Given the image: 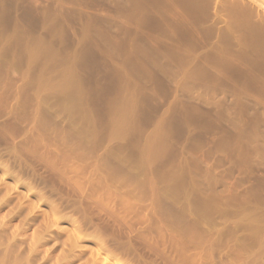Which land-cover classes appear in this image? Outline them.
Here are the masks:
<instances>
[{"label": "rangeland", "instance_id": "rangeland-1", "mask_svg": "<svg viewBox=\"0 0 264 264\" xmlns=\"http://www.w3.org/2000/svg\"><path fill=\"white\" fill-rule=\"evenodd\" d=\"M119 1L0 0V264H103L100 256L108 264H264V165L251 141L256 116L248 112L255 110H243L255 100L253 109L264 105V46L219 35V0ZM214 76L230 85L221 80L220 96H232H224V119L205 94ZM68 90L78 92L87 114L77 108L69 122L84 127L91 120L94 130L84 146L64 137L71 124L65 116L55 115L60 125L40 120L50 102L52 113L60 108L57 98ZM246 90L252 94L245 101ZM242 134H251L250 142ZM108 150L131 160L124 173L115 172ZM169 186L176 207L187 211L180 220L161 205Z\"/></svg>", "mask_w": 264, "mask_h": 264}, {"label": "bare ground", "instance_id": "bare-ground-1", "mask_svg": "<svg viewBox=\"0 0 264 264\" xmlns=\"http://www.w3.org/2000/svg\"><path fill=\"white\" fill-rule=\"evenodd\" d=\"M120 1H122V0H120ZM120 1H119V2H120ZM123 1L125 2V4H128V2H129V4H130V1H129V0H123ZM148 1H149V0H148ZM156 1H157V0H156ZM161 1H162V0H161ZM165 1H166V0H165ZM168 1H169V0H168ZM176 1H177V0H176ZM176 1H175V2H176ZM183 1H184V0H183ZM183 1H182V2H183ZM187 1H188V0H186V2H187ZM190 1H191V0H190ZM192 1H193V0H192ZM212 1H213V0H211V1L209 0L208 4L211 3ZM237 1H238V0H237ZM110 2H111V1H110ZM163 2H164V1H163ZM169 2L171 3V1H169ZM172 2H173V1H172ZM175 2H174V3H175ZM182 2H181V3H182ZM195 2H196V1H195ZM214 2H215V1H214ZM260 2H261L260 0H241V1H238V2H236V0H233V1H232V0H219V1H218V4H217L218 6L216 7V8H218L217 10H219V12H218L219 14H218L217 16H218V19H219V22H220V23H218V24H220V26H221V24H223V27L225 28V30L222 29L223 27L220 28V30L222 29V32L219 30V32H221V34H219V35L221 36V35H223L225 32H227V33L230 32V33L233 35V37L237 38V39H236V42L239 41V39H240L239 42H242V43H243L244 41L247 40V41H249V42H251V43H253L254 45H257V46H259V47L264 46V19H263V18H264V17H263V16H264V4H261ZM113 3H114V2H113ZM117 3H118V2H117ZM149 3H150V2H149ZM174 3H172V4H174ZM176 3H177V2H176ZM187 3L190 4V3H192V2H189V1H188ZM206 3H207V2H206ZM108 4H109V1H108ZM115 4H116V3H115ZM125 4L123 5L122 3H120V4H116L117 6H116V5H115V6H116V8H118V7H119V8H122V7H123V9H124ZM165 4H166V3H165ZM177 4H178V3H177ZM189 4H185V3H184V5H183L182 7L184 8L185 5H186V6H190ZM195 4H196V3H195ZM163 5H164V4H163ZM169 5H170V4H169ZM175 5H176V4H175ZM175 5H174V6H175ZM209 5H210V4H209ZM126 6H127V5H126ZM140 6H141V5H140ZM145 6H146V5H145ZM157 6H158V5H157ZM179 6H181V4H179ZM193 6H194V4H193ZM196 6H197V5H196ZM211 6H212V4H211ZM143 7H144V6H143ZM153 7H154V6H153ZM165 7H166V6H165ZM169 7H170V6H169ZM171 7H172V6H171ZM175 7H176V6H175ZM191 7H192V6H191ZM197 7H198V6H197ZM206 7H207V6H206ZM209 7H210V6H209ZM151 8H152V7H151ZM183 8H181V9L184 10ZM185 8H186V7H185ZM253 8H255L256 10L254 11ZM123 9H122V10H123ZM177 9H178V8H177ZM197 9H198V8H197ZM197 9H196V10H197ZM199 9H200V8H199ZM213 9H214V8H213ZM150 10H151V9H150ZM164 10H165V8H164ZM171 10H172V9H171ZM174 10H176V8H175ZM178 10H179V9H178ZM196 10H195V11H196ZM128 11H129V10H128ZM188 11H189V10H188ZM193 11H194V10H193ZM193 11H192V12H193ZM197 11H198V10H197ZM197 11H196V12H197ZM210 11H211V10H210ZM213 11H214V10H213ZM119 12H120V11H119ZM173 12H174V11H173ZM176 12H177V11H176ZM176 12H175V13H176ZM189 12H190V11H189ZM189 12H187V14L184 13V14H186V17H187V15H189V14H188ZM196 12H194V13H196ZM207 12H209V11H207ZM171 13H172V12H171ZM207 14H208V13H207ZM212 14H213V13H212ZM117 15H118V14H117ZM192 15H193V14H192ZM192 15H191V16H192ZM196 15H197V14H196ZM199 15H201V14H199ZM208 15H209V14H208ZM262 15H263V16H262ZM120 16H121V15H120ZM168 16H169V15H168ZM182 16H183V15H182ZM204 16H205V15H204ZM212 16H213V15H212ZM217 16H215V18H216ZM171 17H172V16H171ZM175 17H176V16H175ZM188 17H189V16H188ZM123 18H124V17H123ZM166 18H167V17H166ZM169 18H170V17H169ZM173 18H174V17H173ZM177 19H178V17H177ZM182 19H184V18H182ZM185 19H186V18H185ZM188 19H190V18H188ZM188 19H187V22H190V21H188ZM173 21H174V19H173ZM194 21H195V19H194ZM107 22H108V21H107ZM216 22H218L217 19H215V21L213 22V25L215 24V26H216ZM164 23H165V22H164ZM169 23H170V22H169ZM200 23H201V22H200ZM202 23H203V22H202ZM205 23H206V22H205ZM211 23H212V22H211ZM106 24H107V23H106ZM167 24H168V23H167ZM172 24H173V23H172ZM172 24H171V25H172ZM218 24H217V25H218ZM107 25H108V24H107ZM169 25H170V24H169ZM178 25H179V24H178ZM213 25H212V26H213ZM173 26H174V24H173ZM180 26H181V25H180ZM215 26H214V31L216 30V29H215ZM108 27H109V26H108ZM111 27H112V26H111ZM218 27H219V25H218ZM117 28H118V27H117ZM108 29H109V28H108ZM121 31H122V30H121ZM224 31H225V32H224ZM114 32H115V31H114ZM114 32H113V33H114ZM211 32H212V31H211ZM223 32H224V33H223ZM222 33H223V34H222ZM227 33H225V34L223 35L225 38H226ZM230 33H228V35H231ZM119 34H120V33H119ZM99 35H100V34H99ZM99 35H98V36H99ZM214 35H215V34H214ZM214 35H213V36H214ZM219 35H218V36H219ZM101 36H102V35H101ZM220 36H219V38H220ZM14 37H15V36H14ZM102 37H103V36H102ZM216 37H217V35H216ZM221 37H222V36H221ZM224 37L221 38L222 41H223ZM233 37H232V38H233ZM104 38H106V37H104ZM107 38H108V37H107ZM165 38H166V37H165ZM167 38H168V37H167ZM212 38H213V37H212ZM227 38H228V37H227ZM235 38H234V39H235ZM12 39H13V38H12ZM101 39H103V38H101ZM216 39H217V38H216ZM221 39H220V40H221ZM229 39H230V41H231L230 43H232V40H233V39H231L230 36H229ZM229 39H228V40H229ZM242 39H245V40L242 41ZM103 40H104V42L109 41L108 39H107V41H105V39H103ZM164 40H165V39H163L162 41H164ZM224 40H225V39H224ZM226 40H227V39H226ZM155 41H156V40H155ZM159 41L161 42L160 39H159ZM165 41H166V40H165ZM165 41H164V42H165ZM222 41H220V42H222ZM102 42H103V41H102ZM164 42H163V43H164ZM225 42H226V41H225ZM228 42H229V41H228ZM3 43H5V42H3ZM99 43H100V42H99ZM165 43H166V42H165ZM218 43H219V42H217V44H218ZM233 43H235V42H233ZM242 43H241V44H242ZM244 43L248 45V43H246V42H244ZM244 43H243V46H245ZM219 44H220V43H219ZM219 44H218V45H219ZM226 44H227V43H226ZM238 44H239V43H238ZM6 45H7V44H6ZM156 45H157V43H156ZM159 45H160V44H159ZM161 45H162V44H161ZM167 45H168V43H167ZM214 45H215V44H214ZM223 45H224V43H223ZM233 45H235V44H233ZM219 46H220V45H219ZM228 46H229V45H228ZM239 46H241V45H239ZM162 47H163V45H162ZM221 47H222V45H221ZM241 47H242V46H241ZM228 48H229V47H228ZM243 48H244V47H243ZM250 48H252V51H254V48H255V47H250ZM250 48H249V52H251V51H250ZM108 49H109V48H108ZM146 49H147V48H146ZM152 49H153V47H152ZM167 49H169V48H167ZM223 49H224V48H223ZM238 49H239V48H238ZM156 50H157V49H156ZM170 50H171V48H170ZM227 50H228V49H227ZM255 50H256V48H255ZM257 50H258V49H257ZM257 50L254 51V52H256V53H255L256 55L258 54V52H259V54H260V53L263 51V50H261V52H260V51H257ZM259 50H260V49H259ZM158 51H159V49H158ZM162 51H163V50H162ZM162 51H161V52H162ZM165 51H166V50H165ZM165 51H164L163 55H165V53H166ZM172 51H173V50H172ZM172 51H171V52H172ZM216 51H217V50H216ZM224 51H226V50H224ZM224 51H223V52H224ZM229 51H230V50H229ZM238 51L240 52L241 50L239 49ZM145 52H146V51H145ZM218 52H219V51H218ZM249 52H248V53H249ZM114 53H115V52H114ZM146 53H147V52H146ZM215 53H217V52H215ZM226 53H227V52H226ZM231 53H232V52H231ZM241 53H242V51H241ZM263 53H264V52H263ZM12 54H13V53H12ZM149 54L152 55L151 52H149ZM158 54H160V52H159ZM167 54L169 55V53H167ZM243 54H244V53H243ZM249 54H250V53H249ZM255 54H254V55H255ZM163 55H162V56H163ZM172 55H173V54H172ZM174 55H175V54H174ZM223 55L226 56L227 54L225 55V52H224ZM229 55H230V54H229ZM229 55H228V56H229ZM240 55H241V54H240ZM244 55H245V54H244ZM260 55H261V54H260ZM263 55H264V54H263ZM149 56H150V55H149ZM153 56H155V55H153ZM153 56H151V58H152ZM160 56H161V55H160ZM160 56H158V57H160ZM228 56H227V57H228ZM234 56H235V55H234ZM236 56H237V54H236ZM251 56H253V55H251ZM257 56H258V55H257ZM155 57H156V58H155ZM155 57L152 58V59H153L152 61H155V59H159V58H157V55H156ZM165 57L168 58L166 55L164 56V58H165ZM170 57H171V55H170ZM170 57H169V59H171ZM232 57H233V55H232ZM232 57H231V58H232ZM254 57H256V56H254ZM259 57H262V55L259 56ZM28 58H29V56H28ZM31 58H32V57H31ZM149 58H150V57H149ZM149 58H148V59H149ZM154 58H155V59H154ZM164 58H163V59H164ZM176 58H177V57H176ZM220 58H221V57H220ZM225 58H226V57H225ZM228 58H229V57H228ZM231 58H230V59H231ZM238 58H240V57H238ZM241 58H242V57H241ZM241 58H240V60H241ZM247 58H250V57H247ZM251 58H252V57H251ZM172 59H173V61H174L175 58H172ZM230 59L226 60V62H227V61L230 62L229 64H231V61L233 60V59H232V60H230ZM235 59H237V58H235ZM235 59H234V60H235ZM242 59H243V58H242ZM260 59H261V58H260ZM160 60H161V58H160ZM160 60H158V61H160ZM175 60H176V59H175ZM224 60H225V59H224ZM229 60H230V61H229ZM234 60H233V62H234ZM252 60H253V59H252ZM261 60H262V59H261ZM147 61H148V60H147ZM164 61H166V60H164ZM167 61H168V59H167ZM171 61H172V60H171ZM244 61H246L245 57H244ZM256 61H257V59H256ZM2 62H3V61H2ZM224 62H225V61H224ZM224 62H223V63H224ZM239 62H240V61H239ZM242 62H243V61H242ZM242 62H240V63H242ZM249 62H250V61H249ZM152 63L155 65V62H152ZM152 63H151V65H152ZM160 63H161V62H160ZM160 63H159V64H156V65H157V66L160 65ZM236 63L238 64V60H236V62L234 63V65H235ZM244 63H247V62H244ZM251 63H252V62H251ZM253 63H254V61H253ZM168 64H170L169 61H168ZM171 64H174V63H171ZM175 64H176V63H175ZM248 64H249V63H248ZM261 64H263V63H261ZM225 65H228V63H225ZM232 65H233V63H232ZM239 65H240V64H239ZM252 65H253V64H252ZM256 65H257V64H255V66H256ZM163 66H164V65H163ZM170 66H171V65H170ZM170 66L166 64L165 67H168V68H169ZM172 66H173V65H172ZM223 66H224V65H223ZM244 66H245V65H244ZM246 66H247V65H246ZM258 66H259V65H258ZM160 67H162V66L160 65ZM176 67H177V66H176ZM215 67H216V66H215ZM215 67H214V68H215ZM228 67H229V66H227V68H228ZM231 67H232V66H231ZM235 67H236V66H235ZM235 67H234V68H235ZM239 67H240V70L244 69V71H245V68H242V69H241V66H239ZM259 67H260V66H259ZM262 67H264V66L262 65ZM158 68H159V67H158ZM162 68H163V67H162ZM162 68H160V70H161ZM168 68H167V71H168ZM214 68L211 67V71L214 70ZM222 68H223V67H222ZM222 68H221V69H222ZM237 68H238V67H237ZM237 68H235V69H237ZM255 68H256V67H255ZM260 68H261V67H260ZM171 69H172V68H171ZM223 69H225V68H223ZM228 69H230V68H228ZM247 69H248V67H247ZM247 69H246V70H247ZM261 69H262V68H261ZM156 70H157V69H156ZM160 70H159V71H160ZM162 70H163V69H162ZM162 70H161V71H162ZM164 70H166V68H165ZM233 70H234V69H233ZM240 70H239V72H240ZM258 70H259V69H258ZM211 71H210V72H211ZM228 71H229V70H228ZM234 71H235V70H234ZM259 71H260V70H259ZM212 72H214V71H212ZM216 72H217V71H216ZM232 72H233V71H232ZM253 72H254V71H253ZM159 73H160V72H159ZM164 73H165V72H164ZM167 73H168V72H167ZM169 73H170V72H169ZM214 73H215V72H214ZM218 73H219V71H218ZM222 73H224V72H221L220 74H222ZM234 73H235V72H234ZM236 73H238V71H237ZM243 73H244V72H243ZM260 73H261V71H260ZM161 74H162V73H161ZM209 74H211V73H209ZM227 74H228V73H227ZM245 74H246V73H245ZM253 74H254V73H253ZM256 74H257V73H256ZM212 75H213V73H212ZM214 75H215V74H214ZM216 75H217V74H216ZM230 75H231V73H230ZM230 75H228V76H230ZM140 76H141V75H140ZM210 76H211V75H210ZM228 76H227V77H228ZM231 76H232V75H231ZM233 76H234V75H233ZM240 76H241V75H240ZM240 76H239V77H240ZM255 76H256V75H255ZM218 77H219V76H218ZM221 77H222V76H221ZM221 77H220V78H221ZM236 77H237V76H236ZM236 77L234 76V79H235ZM239 77H238V78H239ZM241 77H242V76H241ZM241 77H240V78H241ZM244 77H245V76H244ZM212 78H213V77H212ZM216 78H217V77H216ZM228 78H231V77H228ZM240 78H239L238 81H240ZM247 78H248V77H247ZM250 78H251V77H250ZM260 78H261V77H260ZM197 79H198V78H197ZM199 79H200V78H199ZM205 79H206V78H205ZM205 79H203V80H205ZM208 79H211V78L208 77ZM214 79H215V76H214L212 82H210V83H204L205 85H206V84L209 85V86H208V85H207V86H208L209 89L212 91V92H211V95H212V96H211V95L209 96L208 93H205V92L203 91L205 88H206V90H209L207 86H205V85L203 84L202 87H204V86H205V87H204V88H201L202 83H201V85H200V84L198 83V80H197V83H196V84H199V85H198V87H199L198 89H201V90L203 91V93H205V94L208 96V98H211V99H208V98H207V99H208L207 101L210 102V103H208V102H207V103H208L209 105L212 104L211 106L214 107V109H215L216 112H215V111H211V112H212V113L215 112V114L217 113L216 115L218 116V113H219L220 111H222V109H223V106H224L223 103H224L225 105L228 104V105L230 106V103L228 102L229 100H228V101L226 100L228 103H225V102H224V99L226 98V97H224V96L229 97V96H231V95H230V94H227V95L224 94V95H221V96H220V93L222 94V93H223V89L225 88V87L223 86V84H222V81H223V80H222V79L219 80V78H218V79H215V80H214ZM251 79H252V78H251ZM256 79L258 80V78H256ZM261 79H262V78H261ZM263 79H264V78H263ZM200 80H201V79H200ZM200 80H199V82H201ZM211 80H212V79H211ZM221 80H222V81H221ZM235 80H236V79H235ZM259 80H260V79H259ZM259 80H258V81H259ZM228 81H230V80H228ZM232 81H233V78H232ZM248 81H249V79H248ZM195 82H196V80H195ZM208 82H209V81H208ZM233 82H234V81H233ZM244 82H245V81H244ZM256 82H257V81H256ZM262 82H263V81H262ZM56 83H57V82H56ZM79 83H80V82H79ZM223 83H224V85L226 86L227 83H225V79H224ZM260 83H261V80H260ZM260 83H258V84H260ZM230 84H231V83H230ZM234 84H235V82H234ZM234 84H231V86L234 85ZM246 84H247V83H246ZM53 85H54V84H53ZM55 85H56V84H55ZM62 85H63V84H61V87H62ZM75 85H76V84H75ZM194 85H195V84H194ZM227 85H229V84H227ZM256 85H257V84H256ZM72 86H74V85H72ZM191 86H193V84H191ZM196 86H197V85H195V87H196ZM221 86H222V89H221ZM229 86H230V85H229ZM229 86H228V87H229ZM236 86H237V83H236L235 87H236ZM74 87H75V86H74ZM74 87H73V88H74ZM228 87H226V89L229 90ZM232 87H233V86H232ZM259 87H260V86H259ZM244 88H245V86H244ZM246 88H247V87H246ZM248 88H249V87H248ZM257 88H258V87H257ZM69 89H70V88H69ZM75 89H76V87H75ZM195 89H197V88H195ZM226 89H225V90H226ZM251 89H252V88H251ZM251 89H249V90L251 91ZM253 89H254V87H253ZM263 89H264V88H263ZM206 90H205V91H206ZM210 90H209V92H210ZM228 90H227V91H228ZM69 91H70V93H69ZM237 91H238V90H237ZM253 91H254V90H253ZM258 91H259V90H258ZM258 91H256L255 93H259ZM57 92H58V91H57ZM67 92H68L69 94H67V95L64 94L66 97H63V96H64V95H63V96L61 97V98H63V99H61V100H60L59 97L57 96V97H58L57 100H58L59 102L61 101L60 103H62V104H61L60 108L56 110L55 113H52V107H53V106H51V104L53 105V102H52V103L50 102L51 104L48 102L49 105H50V106H49V105H48V106L51 108V110H50L49 107H48V108H49V111H47L46 109H45V110H46L47 112H50V111H51V113H52L53 116H52L50 113H49L50 115H49L48 113H46V111L43 109V110H44V111H42V112L44 113V114L42 113V118H43V119H40V120H43V121L45 120V122H47V123L44 122L46 125H47V124H49V125L52 124V121H51L52 119H51V118L56 119L57 124H58L59 122L61 123V121H62L61 119H62L64 116L67 118L68 121H67L66 119H64V120L67 121V123H69V124L71 123V122H69L70 119H72V118H71V114H72V112H73L75 109L78 108V105H79V104H78V101H77V93H78V92H77V91H73V92H72V90L65 91V93H67ZM82 92H83V91H82ZM206 92H208V91H206ZM241 92H243V91H241ZM244 92H245V91H244ZM261 92L263 93L262 89H261ZM196 93H197V92H196ZM201 93H202V92H201ZM201 93H200V94H201ZM224 93H230V92H224ZM232 93H233V92H232ZM255 93H254V95H255ZM262 93H261V94H262ZM240 94H241V93H240ZM246 94H247V90H246V92H245V96H244V94H242L244 97L241 95L245 101H246V99H248V98L245 99V97H246V96H251L252 92H251L250 95H249V94L246 95ZM261 94H260V95H261ZM257 95H259V94H256V96H257ZM262 95H263V94H262ZM262 95H261V96H262ZM79 96H80V95H79ZM83 96H84V95H83ZM207 96H204V100H202L203 102H206V101H205V100H206L205 98H206ZM261 96H260V97H261ZM44 97H45V96H44ZM47 97H49V96H47ZM53 97H54V96H53ZM231 97H232V96H231ZM231 97H229L228 99H230ZM235 97H236V96H235ZM260 97H259V98H260ZM79 98H80V97H79ZM239 98H240V97H239ZM47 99H48V98H47ZM201 99H202V98H201ZM201 99L199 98V100H201ZM234 99H235V98H234ZM240 99L242 100V98H240ZM240 99H239L238 101H240ZM255 99H257V98L255 97ZM255 99H254V100H255ZM261 99H262V98H261ZM55 100H56V99H55ZM81 100H82V98L80 99V101H81ZM209 100H211V101H209ZM244 100H243V101H244ZM230 101H231V100H230ZM243 101L241 102V104L243 103ZM41 102H42V101H41ZM253 102H254L255 104H258V102L255 100V101H252V102H251L252 105L249 104V106H252V107H249V106H248V107H247V106H246V107L244 106V108H243L242 106H241V107L243 108L244 111L247 110L248 108H249V109L252 108V110H255L254 113H253V111H252V112H251V111L248 112V114H249V113H252V114H249L250 116H251V115H254V116L257 117V116L259 115L258 117H260V116L262 115L261 117H263V115H264V110L258 108V107H260V106L262 105L263 102L260 101L261 105L258 106V107H256L255 109H253V104H254ZM48 103H46V104H48ZM82 103H85V102L82 101ZM234 103H235V101H234ZM41 104H44V102L41 103ZM80 104H81V103H80ZM231 104H232V103H231ZM241 104H240V105H241ZM255 104H254V106H255ZM228 105H226V107L224 106L225 109L227 108ZM242 105H243V104H242ZM244 105H248V104H244ZM43 106L47 107L46 105H43ZM83 106H84V105H83ZM211 106H210V107H211ZM229 106H228V107H229ZM232 106H234V104H232ZM262 106L264 107V105H262ZM45 107H44V108H45ZM79 107H80V106H79ZM263 107H261V108H263ZM84 108H85V107H84ZM229 108H230V107H229ZM81 109H82V107H80V110H81ZM85 109H86V108H85ZM225 109H223V111H224ZM53 110L55 111V108H54ZM78 110H79V108H78ZM80 110H79V111H77V110L74 111L75 114H76L77 112L79 113ZM240 110H241V109H240ZM250 110H251V109H250ZM81 111H82V110H81ZM224 112L227 114V111H226V110H225ZM45 113H46V114H45ZM80 113H81V112H80ZM80 113H79V114H80ZM82 113H83V114H82ZM82 113H81V115L83 116V115H84V112H82ZM87 113H88V112H87ZM220 113H221V112H220ZM222 113H223V112H222ZM222 113L219 114V116H221ZM225 113H224V114H225ZM230 113H231V111H230ZM230 113L228 112V115H229ZM232 113H233V112H232ZM209 114H210V112H209ZM215 114H214V115H215ZM239 114H240V113H239ZM255 114H256V115H255ZM257 114H258V115H257ZM55 115H56V116H58V115H62L63 117H62L61 119H59V121H58V120H57L58 117H61V116L55 117ZM72 115H74V113H73ZM85 115H87V114H85ZM85 115H84L83 117H85V118L87 119V117H86ZM78 116H80V115H77V117H78ZM89 116H90V115H89ZM124 116H125V115H124ZM217 116H216V117H217ZM224 116H225V115H224ZM224 116L222 115L220 118H221V119H224V118H222V117H224ZM226 116H227V115H226ZM229 116H230V115H229ZM74 117H75V116H74ZM80 117H81V116H80ZM126 117H127V116H126ZM212 117H213V115H212ZM216 117H213L212 121H214V119H215ZM233 117H235V116H233ZM256 117H251L252 121L254 120V122H255V118H256ZM258 117L256 118V120L259 119ZM261 117H260V119H261ZM90 118H91V117H90ZM117 118H118V117H117ZM123 118H124V117H123ZM218 118H219V117H218ZM218 118H217V119H218ZM220 118H219V119H220ZM227 118H230V117L227 116ZM237 118H238V117H237ZM237 118H235V119L237 120L236 122H238V119H237ZM253 118H254V119H253ZM54 119H53V120H54ZM88 119H89V118H88ZM225 119H226V118H225ZM243 119H244V117H243ZM262 119H263V121H262V120H261V121L264 122V118H262ZM64 120H63V121H64ZM72 120L74 121V119H72ZM72 120H71V121H72ZM89 120H90V119H89ZM118 120H119V119H118ZM120 120H121V119H120ZM215 120H216V119H215ZM233 120H234V119H233ZM233 120H230V121H232V124H233V122H234ZM239 120H241L240 117H239ZM244 120H245V119H244ZM75 121H76V120H75ZM83 121H84V120H83ZM86 121H87V120H86ZM217 121H218V120H217ZM219 121H220V120H219ZM221 121H223V120H221ZM221 121H220V122H221ZM225 121H227V120H224L223 122H225ZM241 121H243V120H241ZM245 121H246V120H245ZM252 121H250V122H252ZM261 121H260V123H258V121H256L255 123L252 122V125H253L254 127H253V129L251 130V133H253L252 136H253L254 138H253V137L251 136V134H250L249 139L252 137L251 141L255 142V144L258 142L256 145H255V144H254V145H255L256 147H258V149H260L259 151H261V153H262V154H260V155H261V157L263 158V160H262V158H258V159L262 160L263 163H262V162H261V163L264 165V146H262V145H264V144H263L264 142H262V145L260 144L259 146H257V145L259 144V140H260L259 137H261V136L263 137V136H264V134L261 132V131H263V128H264V127H263V128L260 127V126H262V124H263ZM53 122H54V121H53ZM78 122H79V121H78ZM89 122L91 123V120H90ZM223 122H222V124H224ZM228 122H229V120H228ZM247 122H248V121H247ZM247 122H245V123H247ZM60 123H59V125H60ZM65 123H66V122H65ZM65 123H64V124H65ZM67 123H66V124H67ZM86 123H87L86 126L88 125V127L84 126V127H86V128H84V127H74L77 123H75V125L73 124V126H72V123H71L70 125H68V126H69V129L71 128V131L69 132V129L66 128V129H68V132H67V133H68V136H67V133H66V135H65L64 137H65L66 139L69 138V140H70V139L72 140V138H73V139L76 138V140H78L77 143H78V142H79V143H80V142H83V140L85 141V139L87 140L88 137H90L89 134L92 135V133H93L92 131H94V130L91 131V130H90V126H89L90 123H89V124H88V122H86ZM115 123H116V122H115ZM216 123H217V122H216ZM216 123H215V124H216ZM54 124H56V123L54 122ZM121 124H123V123H121ZM219 124H220V123L218 122L217 125L219 126ZM239 124H241V122H240ZM260 124H261V125H260ZM61 125H62V124H61ZM77 125H78V124H77ZM114 125H115V124H114ZM217 125H216V127H218ZM225 125L229 126V125H231V124H230V122H229V124H226V122H225ZM225 125H224V126H225ZM234 125H235V123H234ZM234 125H233V126H234ZM241 125H242V128H243V124H241ZM248 125H249V124H248ZM47 126H48V125H47ZM51 126H52V125H51ZM54 126H55V125H54ZM54 126H53V127H54ZM63 126H65V125H63ZM70 126H71V127H70ZM82 126H83V125H82ZM120 126H121V125H119L118 127H120ZM235 126H236V125H235ZM245 126H246V124L244 125V127H245ZM49 127H50V126H49ZM56 127H58V126H56ZM56 127H55V128H56ZM66 127H67V126H66ZM118 127H117V128H118ZM221 127H222V125H221ZM225 127H226V126H225ZM236 127H237V126H236ZM239 127H240V126H239ZM249 127H250V125H249ZM251 127H252V126H251ZM91 128H92V127H91ZM228 128H229V127H228ZM261 128H262V130H261ZM118 129H119V128H118ZM219 129H220V127H219ZM229 129H230V128H229ZM235 129H236V128H235ZM244 129H245V128H244ZM259 129H260V130H259ZM59 130H60V129H59ZM63 130H65V129L63 128ZM63 130H62V131H63ZM89 130H90V131H89ZM231 130H233V128H231ZM246 130L249 131V128L247 129V126H246ZM246 130H243V129H242L241 131H245V132H246ZM54 131H56V130H54ZM65 131H67V130H65ZM65 131H64V132H65ZM118 131H119V130H118ZM120 131H122L121 133H124L123 129H121ZM248 131H247V132H248ZM258 131H259V133H258ZM56 132H57V131H56ZM91 132H92V133H91ZM227 132H228V131H227ZM249 132H250V131H249ZM260 132H261V133H260ZM59 133H60V132H59ZM59 133H58V134H59ZM230 133H231V132H230ZM242 133H244V132H242ZM63 134H65V133H63ZM244 134H245V133H244ZM258 134H261V135L258 137ZM246 135L248 136L247 133H246ZM240 136H241V135H240ZM242 136H243V134H242ZM247 136L244 135L243 137H246V138L248 139ZM91 137H92V136H91ZM91 137L89 138L90 140H91ZM241 138H242V137H241ZM241 138H240V139H241ZM232 139H233V138H232ZM243 139H244V138H242V140H243ZM247 139L244 140L245 143H246V142L248 143V147L252 146V144L249 143V142H250L249 139H248L249 142L247 141ZM261 140H262V139H261ZM261 140H260V143H261ZM263 140H264V138H263ZM87 141H88V140H87ZM223 141H224V140H223ZM226 141H227V140H226ZM232 141H236V140L233 139ZM244 141H243V142H244ZM74 142H75V141H74ZM88 142H89V141H88ZM90 142H91V141H90ZM90 142H89V143H90ZM227 142H228V141H227ZM229 142H230V140H229ZM229 142H228V144H231V143H229ZM237 142H238V141H237ZM253 142H252V143H253ZM84 143H86V142H83V144H82L83 146H84ZM221 143H222V142H221ZM232 143H233V142H232ZM247 143H246V144H247ZM235 144H236V143H235ZM79 145H81V143H80ZM223 146H226V144L223 145ZM227 146H228V145H227ZM227 146H226V147H227ZM233 146H234V143H233ZM86 147H87V146H86ZM91 147H92V146H91ZM230 147H232V146H230ZM246 147H247V145H246ZM256 147H255V149L257 150ZM112 148H113V147H112ZM250 148H251V147H250ZM116 149H117V148H116ZM233 149H234V148H233ZM236 149H237V148H236ZM247 149H248V148H247ZM252 149H253V147H252ZM117 150H118V149H117ZM242 150H243V149H242ZM248 150H249V149H248ZM253 150H254V149H253ZM256 150H254L253 152H256ZM108 151L110 152V150H108ZM111 151H112V150H111ZM234 151H235V150H234ZM236 151H237V150H236ZM243 151H244V150H243ZM113 152L115 153V150L112 151V153L110 152V153H109V156L111 155V156H110L111 158L114 156L113 158H114V159L116 160V162H117V164L115 163V165H116V166H115V172H117L118 174H119V172L122 173L124 170H126V167L129 166V164L126 163V161H127V162H131V160L128 161L127 158H126L125 156L123 157V156H122L121 154H119L118 152H116L117 155H116V153H115V155H114ZM120 152H121V151H120ZM248 152H249V151H248ZM257 152H258V151H257ZM121 153H122V152H121ZM241 153H242V156H241V157L243 158V157H244V156H243V152H241ZM249 153H250V152H249ZM106 154H107V153H106ZM112 154H113V155H112ZM122 154H123V153H122ZM239 154H240V153H239ZM250 154H252V153H250ZM254 154H255V153H254ZM254 154H253V155H254ZM118 155H120V156H118ZM255 155H256V154H255ZM260 155H259V157H260ZM121 156H122L123 158H121ZM251 156H252V155L249 156L250 159L253 157V156H252V157H251ZM257 156H258V153H257L256 157H257ZM254 157H255V156H254ZM256 157H255V158H256ZM104 158H105V157H104ZM111 158H109V159L112 160L113 158H112V159H111ZM106 159L109 161L108 158H106ZM123 159H126V160H123ZM128 159H129V158H128ZM239 159H240V158H239ZM103 160H104V159H103ZM243 160H244V158L242 159V162H243ZM260 160H258V161H260ZM108 161H107V162H108ZM112 161L114 162V160H112ZM132 163H135V162H132ZM132 163H131V164H132ZM259 163H260V162H259ZM109 164H110V163H109ZM131 164H130V165H131ZM133 165H135V164H133ZM133 165H132V166H133ZM136 165H137V164H136ZM138 165H139V163H138ZM138 165H137V166H138ZM260 165H261V164H260ZM111 166H112V164H111ZM198 166H199V165H198ZM113 167H114V166H113ZM135 167H136V166H133V168H135ZM127 168H128V167H127ZM136 168H138V167H136ZM199 168H200V166H199ZM138 169H139V168H138ZM113 170H114V169H113ZM135 171H136V169H134V172H135ZM134 172H133V169H132V167H131V168H130V171H129L128 173H131V174L133 175ZM136 172H137V171H136ZM136 172H135V173H136ZM123 173H124V172H123ZM126 173H127V172H126ZM139 175H140V174H139ZM127 177H128V176H127ZM133 177H134V176H133ZM135 177H136V176H135ZM129 179H130V178H129ZM200 179H201V178H200ZM202 181H203V180H202ZM200 182H201V181H200ZM201 183H202V182H201ZM197 184H199V183H197ZM202 184H203V183H202ZM202 184H200V185L202 186ZM204 186H205V184L203 185V187H204ZM166 187H167V186H166ZM170 187H171V186H169V189H170V190H166L167 188L165 189V187H164V191H163L162 196H163V200H166V201L163 202L161 205H162L163 209H164L165 211H167L166 213H169L174 219H176V220H180V218L182 219V217H181L182 214L185 215V213H183V210H184V208H185V205H184V207H182V208L180 207L181 209H179V208L176 207V206H178V205H176L177 202H178V198H175V195H177V193L174 191V194H173V193H172L173 190H171L172 188H170ZM206 187H207V185H206ZM175 188H176V187H175ZM180 188H181V187H180ZM180 188H179L178 190H181ZM160 189H161V188H160ZM160 189H159V190H160ZM183 189H184V188H183ZM185 189H186V188H185ZM202 189H204V188H202ZM205 189H206V188H205ZM165 190H166V191H165ZM175 190H177V188H176ZM169 191H172V192H169ZM188 191H189V190H187V192H188ZM197 191H198V190H197ZM200 191H201V190H200ZM158 192H159V191H158ZM161 192H162V191H161ZM189 192H190V191H189ZM198 192H199V191H198ZM185 194H186V193H185ZM200 194H201V193H200ZM179 195H180V194H179ZM176 197H177V196H176ZM176 199H177V201H176ZM179 199H181V195H180ZM195 199H196V198H195ZM188 200H189V199H188ZM179 201H180V200H179ZM192 201H193V199H192ZM195 201H197V199H196ZM192 203H193V202H192ZM195 203H196V202H195ZM180 205H181V204H180ZM180 205H179V206H180ZM194 205H195V204H194ZM190 208H191V207H190ZM178 209H179V210H178ZM182 209H183V210H182ZM185 209H186V208H185ZM184 211H186V210H184ZM186 213H187V211H186ZM188 213H189V212H188ZM252 214H253V213H252ZM167 215H168V214H167ZM247 216H249V214H248ZM253 216H254V215H253ZM183 217H184V216H183ZM260 217H262V216H260ZM260 220H261V219H260ZM262 220H263V218H262ZM181 221L183 222V220H181ZM181 221H179V222H181ZM179 222H178V223H179ZM196 222H197V221H196ZM179 224H180V223H179ZM184 224H186V223H184ZM184 224H183V226H184ZM196 224H197V223H196ZM180 225H181V224H180ZM190 226H191V225H190ZM187 227H189V226H187ZM195 227H196V226H195ZM185 228H186V227H185ZM185 228H184V232H185ZM191 228H192V227H191ZM191 228H190L189 230H191ZM193 230H194V229H193ZM187 232H188V231H187ZM106 259H107V258L104 259L103 257L101 258V256H100V260H101V262H102L103 264H108ZM108 262H109V261H108ZM112 262H113V261H112ZM109 264H110V263H109Z\"/></svg>", "mask_w": 264, "mask_h": 264}]
</instances>
